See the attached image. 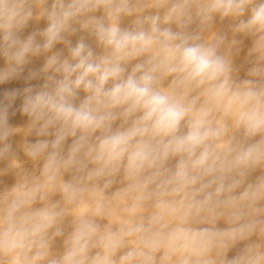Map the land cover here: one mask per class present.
Returning a JSON list of instances; mask_svg holds the SVG:
<instances>
[{
  "label": "clouds",
  "instance_id": "9594fccd",
  "mask_svg": "<svg viewBox=\"0 0 264 264\" xmlns=\"http://www.w3.org/2000/svg\"><path fill=\"white\" fill-rule=\"evenodd\" d=\"M16 81L0 264H264V0H0Z\"/></svg>",
  "mask_w": 264,
  "mask_h": 264
},
{
  "label": "bare ground",
  "instance_id": "6f19581e",
  "mask_svg": "<svg viewBox=\"0 0 264 264\" xmlns=\"http://www.w3.org/2000/svg\"><path fill=\"white\" fill-rule=\"evenodd\" d=\"M40 62L41 61H39V60L34 61V65L38 66ZM23 86L24 85H23L22 81H16V82H12L11 84H8V85H0V90H2V89H10V88H22ZM18 103H19V100L17 101V104ZM18 120H19V115H17V117L14 118L13 123L18 122Z\"/></svg>",
  "mask_w": 264,
  "mask_h": 264
}]
</instances>
